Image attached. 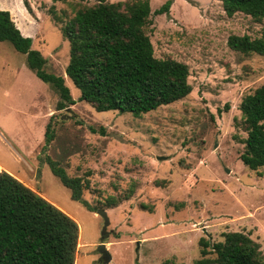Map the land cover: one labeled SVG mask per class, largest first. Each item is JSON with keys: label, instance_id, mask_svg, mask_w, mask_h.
Wrapping results in <instances>:
<instances>
[{"label": "rangeland", "instance_id": "1", "mask_svg": "<svg viewBox=\"0 0 264 264\" xmlns=\"http://www.w3.org/2000/svg\"><path fill=\"white\" fill-rule=\"evenodd\" d=\"M27 1L34 12L26 0H0V8L33 38L46 70L65 76L77 102L58 110L59 94L25 54L0 41V163L79 222L76 264H106L97 252L101 209L110 217L108 264H195L202 237L222 241L230 231L251 235L264 252V167L253 170L240 157L248 136L240 105L264 84V55H246L228 43L232 34L261 36L264 19L230 16L222 0H175L169 13L155 14L167 0H151L147 32L155 55L187 63L193 90L135 117L97 111L79 99L81 90L67 75L70 42L62 27L95 0ZM53 114L56 137L44 151ZM48 156L83 177L84 198L96 210L72 198Z\"/></svg>", "mask_w": 264, "mask_h": 264}, {"label": "trees", "instance_id": "2", "mask_svg": "<svg viewBox=\"0 0 264 264\" xmlns=\"http://www.w3.org/2000/svg\"><path fill=\"white\" fill-rule=\"evenodd\" d=\"M174 1L167 0L155 14L169 13ZM222 1L230 16L242 12L258 21L264 19V0ZM26 5L32 9L27 0ZM151 14V0H95L93 5L79 7L62 27L70 42L66 72L81 90V101L100 112L113 110L142 117L192 92L189 65L155 55L147 32ZM53 15L61 21L55 11ZM0 41L10 42L25 54L29 67L59 94L58 110L77 102L65 76L46 70L47 58L33 48V38L22 33L9 10L0 9ZM228 43L240 53L264 55V33L257 37L232 34ZM240 108L248 133L240 157L257 170L264 167V84L246 95ZM56 117L53 114L47 125L44 151L56 137ZM46 158L53 172L70 188L72 198L96 210L84 198L88 183L83 177L71 176L61 159ZM0 168V264H76L79 222ZM200 246L201 257L195 264H264L260 243L242 231L226 232L224 240L217 242L202 237ZM163 264L178 263L167 259Z\"/></svg>", "mask_w": 264, "mask_h": 264}, {"label": "water", "instance_id": "3", "mask_svg": "<svg viewBox=\"0 0 264 264\" xmlns=\"http://www.w3.org/2000/svg\"><path fill=\"white\" fill-rule=\"evenodd\" d=\"M99 214H101L104 217L105 226H104V231H103V239H102L103 241L98 246L97 252L102 254V257L104 258V262L108 264L112 260V255L108 251L106 242L104 241V239L109 235V233L107 232V228L110 224V217L108 215V212L104 209L99 210Z\"/></svg>", "mask_w": 264, "mask_h": 264}, {"label": "crops", "instance_id": "4", "mask_svg": "<svg viewBox=\"0 0 264 264\" xmlns=\"http://www.w3.org/2000/svg\"><path fill=\"white\" fill-rule=\"evenodd\" d=\"M31 6V5H30ZM32 8V7H31ZM1 9V8H0ZM25 10L26 11H28L27 10V8L25 7ZM32 12H34V10H33V8H32ZM12 17H13V19H14V21L16 22V24H17V26L21 29V31H22V33L25 35V36H30V34L29 33H25L23 30H22V28H21V26L19 25V23L16 21V18L14 17V14L12 13ZM0 166L1 167H3L4 168V170H7V171H9L8 169H5V167L0 163ZM1 169V168H0ZM11 173V172H10ZM12 174H14V173H12ZM15 175V174H14ZM15 176H17V175H15ZM20 180H22L19 176H17ZM23 181V180H22ZM24 182V181H23ZM25 183V182H24ZM36 190V189H35ZM36 191H38L41 195H43L44 197H46L45 196V194H43L41 191H39V190H36ZM47 198V197H46ZM48 200H49V198H47ZM51 201V200H50ZM51 202H53V201H51ZM54 204H55V202H53ZM56 205V204H55ZM57 206L58 207H60L62 210H64L66 213H68L70 216H72L74 219H75V217L72 215V214H70L69 212H67L65 209H63L61 206H59L58 204H57ZM76 220V219H75ZM78 222V221H77ZM79 226H80V224H79ZM80 238H81V234H80ZM79 245H82V243H81V241L79 240Z\"/></svg>", "mask_w": 264, "mask_h": 264}, {"label": "flooded vegetation", "instance_id": "5", "mask_svg": "<svg viewBox=\"0 0 264 264\" xmlns=\"http://www.w3.org/2000/svg\"><path fill=\"white\" fill-rule=\"evenodd\" d=\"M100 262L105 263V262H104V258H103L102 256H101Z\"/></svg>", "mask_w": 264, "mask_h": 264}]
</instances>
